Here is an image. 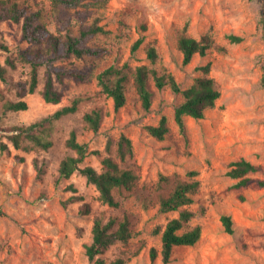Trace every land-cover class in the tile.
<instances>
[{"label":"rangeland","instance_id":"374dc122","mask_svg":"<svg viewBox=\"0 0 264 264\" xmlns=\"http://www.w3.org/2000/svg\"><path fill=\"white\" fill-rule=\"evenodd\" d=\"M18 1L29 11L41 10L49 29L56 34H76L80 25L96 22L106 32L87 41L104 50L100 57H70L59 62L93 68L92 76L84 81L67 78L57 83L64 93L60 103L43 99L41 79L37 90L24 98L27 109L2 116L0 143H8L9 151L0 149V264H100L89 260L86 245L92 241L95 217L106 220L115 215L129 217L134 236L127 244L116 242L110 246L103 255L106 264L121 252L130 257L126 264H165L161 233L155 229L179 212H162L160 200L172 190L177 177L187 179L191 170L199 172L201 185L194 203L188 206L195 213L190 223L201 225V238L192 246H176L167 264H264V187L258 183L264 179V0H107L100 7L85 0L76 8L61 7L57 12L49 0ZM185 23L190 35L199 38L208 32L226 51L212 48L184 65L177 41ZM22 26L23 21L0 18L3 64L8 54L16 57L20 49L30 45L23 39ZM229 33L243 40L232 43L226 38ZM141 37V45L133 51V44ZM150 43L156 44L159 54L155 64L147 55ZM208 62L221 96L203 118L185 117L188 144L174 116L183 101L181 93L169 86L158 90L152 82L153 101L146 110L131 75L127 102L116 111L113 99L101 92L95 78L111 64L127 63L133 69L147 64L161 73H172L186 88L202 74L198 67ZM29 71L26 63L17 60L16 68H9L10 79L26 80ZM0 89L7 98H16L12 85L0 80ZM76 97L83 98L78 110L51 125L53 145L49 149L27 152L9 143L10 131L4 129L40 120ZM95 107L104 112L97 132L83 120L84 114ZM163 114L168 117L170 132L159 140L146 127L156 125ZM72 131L80 142L102 155L109 154L106 147L110 139L116 141L123 133L132 139L135 155L127 165L139 179L132 190L115 191L120 207L103 203L96 186L83 174L60 177L61 160L73 153L66 144ZM115 152L112 145L111 153ZM242 158L261 168L250 173L253 180L246 186L236 187L238 180L226 172L232 161ZM84 165L102 170L97 154L88 155ZM85 203L90 205L89 213L82 211ZM223 214L232 216L233 233L225 230ZM153 247L159 252L154 260L150 256Z\"/></svg>","mask_w":264,"mask_h":264},{"label":"trees","instance_id":"16d2710c","mask_svg":"<svg viewBox=\"0 0 264 264\" xmlns=\"http://www.w3.org/2000/svg\"><path fill=\"white\" fill-rule=\"evenodd\" d=\"M53 11L59 8H76L83 4L85 0H49ZM107 0H91L89 4L100 7ZM0 18L12 19L16 22L23 21L22 36L30 45L25 49H20L16 57L10 54L5 58V63L0 61V80L7 85H12L15 89L16 98H7L0 89V129L2 116L10 111H21L28 108V103L24 99L30 93H34L43 79L41 95L47 103L58 104L62 101L63 90L57 87V83L62 84L65 79L72 78L79 81L88 79L93 74V68H81L77 66H66L59 62L70 57L84 59L86 57H100L104 50L100 47L87 43L88 39L98 33L106 32L103 26L97 22L90 25H80L78 33L73 34L67 31L65 34L52 32L44 20L41 10H28L21 5L18 0L0 1ZM264 16V8H263ZM226 38L232 43L243 40L242 36L229 33ZM143 37L133 44V51L141 45ZM178 48L183 54V64L191 62L195 55L205 56L212 48L225 52L223 45H216L214 37L210 33H204L199 38L188 33V23H185L178 36ZM3 46V45H2ZM6 51L8 48L3 46ZM147 55L152 64L158 60L159 54L155 43L147 46ZM17 60L26 63L30 67L29 77L26 80L12 81L10 79L9 68H16ZM44 69L43 77L41 70ZM201 75L196 77L194 82L182 88L175 76L170 72H159L154 66L147 64L137 65L134 69L127 63L122 66L111 64L101 69L96 75L97 84L101 92L114 101V108L118 111L127 102V82L132 75L136 92L143 107L149 110L153 101L152 82L158 90L169 86L175 93H181L183 101L175 109V121L180 132L184 135L187 144L185 117L201 119L207 110L216 106L217 100L221 96V89L216 79L210 75L211 63L198 67ZM261 83L264 85V64ZM82 97L74 98L70 104L57 109L53 114L30 124L14 125L4 130L10 131L8 134L9 143L14 148L22 151H32L33 149L47 150L53 145L51 138V125L55 120L74 113L78 110ZM104 119V112L101 108H93L86 112L83 120L87 127L97 132ZM150 135L163 140L170 132L168 117L162 115L156 125L146 127ZM73 152L65 156L59 167L60 177L70 178L75 172L86 176L88 181L94 184L99 192V199L114 208L120 207L121 203L116 198V190H132L139 179L138 173L127 165L135 155L132 139L121 134L116 141L110 139L107 144L109 154L102 155L99 150H90L87 143L80 142L75 131H72L66 142ZM112 145L116 152L112 154ZM3 152L9 151V144L0 143ZM90 154H97L101 158L102 170L98 171L94 166L84 165L85 159ZM257 165L250 160L242 158L232 161L226 172L231 178L237 179L236 187L246 186L253 179L250 173L260 170ZM42 172L43 169L39 168ZM199 172L191 170L187 172V179L177 177L172 190L168 195L160 200V210L162 212L178 211L179 215L173 217L163 226H158L155 231L161 233V255L165 264L170 262L174 248L181 245H195L201 238L202 227L200 224L191 225L194 212L188 208L194 203V195L198 192L201 181L197 177ZM259 185L264 187V179L258 180ZM82 211L90 212V205L83 204ZM221 221L227 232H234V221L231 215L223 214ZM134 236V230L128 216H110L104 219L103 216H96L92 227V241L86 245V254L89 260H96L100 264H106L103 255L115 244L121 242L127 244ZM159 252L153 247L150 256L154 260ZM130 257L126 252H121L108 264H126Z\"/></svg>","mask_w":264,"mask_h":264}]
</instances>
